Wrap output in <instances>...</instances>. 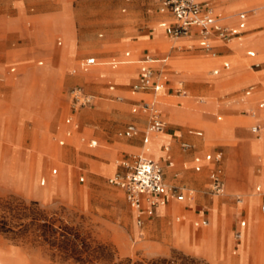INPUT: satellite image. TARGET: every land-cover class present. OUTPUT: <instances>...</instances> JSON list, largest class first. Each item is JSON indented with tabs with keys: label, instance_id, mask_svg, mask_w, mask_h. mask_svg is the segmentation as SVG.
Here are the masks:
<instances>
[{
	"label": "rangeland",
	"instance_id": "374dc122",
	"mask_svg": "<svg viewBox=\"0 0 264 264\" xmlns=\"http://www.w3.org/2000/svg\"><path fill=\"white\" fill-rule=\"evenodd\" d=\"M233 1H235L234 4L227 6L225 9L226 16L222 11V8L226 5L223 0H212L209 3L215 12L221 18H227L228 22H233L238 12L254 7L253 9L256 10L248 16L246 30L258 27L264 22V8H260L264 5L262 0ZM131 2L132 0L127 3H124L123 0H66L68 12L66 9H62V12L52 15L53 19L50 22L53 27L61 29V35L56 32L50 36L48 42L44 41L41 43L40 47L44 48V50L46 48L59 50L64 46V40H66L65 47L59 52L63 53L65 50V55L70 59L75 56L71 27L67 21L68 15L70 17L73 16L72 28L75 32V37L77 41L81 37L84 47L91 45L90 39L94 42L105 43L101 50L91 47L79 50L74 57L73 64L71 63L72 65L69 67H60L56 61L41 57L17 60L12 56L5 64H0V79H4L5 76L13 77L17 75L18 77L21 70L43 72L45 69H56L54 82L52 84L48 83L47 89L53 87L57 92L55 122L51 123V121L43 118L41 105H34V108H29L31 109L30 111H34V114L27 115V117L10 109L12 116L7 114L5 118L7 121L6 131L10 134V138L8 142L0 140V177L5 173L2 168L7 164L6 162L11 156V160L13 161L14 159L12 167L16 172L12 168L9 173H12L17 179L20 178L21 182L15 188L4 187L0 184V261L2 264H216L200 258L196 252L202 242L203 246L199 251L209 252V256L211 255L212 248L209 244L206 245V238L209 235L216 237L220 250L225 248L227 250L231 240L229 249L232 251L234 245L232 231L237 228L240 216L235 214L228 224V220L221 219L223 211L224 213L227 212L225 209L220 210V216H212L210 226L208 218V224L203 228L193 227V223L197 221L198 216H194L192 212L187 217L189 223L187 221L176 223V216L171 214L163 217L162 225L159 224V219H151L143 222L140 228L135 226L133 212L125 203L122 192L105 183L108 175L94 176L93 172L87 168L91 160L98 162V160H95L98 159L95 152L111 148L110 143L112 141L138 145L139 138L125 140L118 136L124 125L114 129L106 115L100 114L97 117L88 116L81 124L77 123L76 132L71 134L72 141L69 137L67 142L61 135L57 134L59 126H68L63 124L68 112L66 92L70 88L79 87L84 92L89 93L83 84L73 81L68 82L69 79L75 78L80 73L78 64L82 59L93 55L96 57V66L98 67H91L88 70L95 69L94 72L97 75H108L114 78L124 76L130 69L129 64L135 62L134 59L130 60L132 58L131 52H129L128 58L123 59V52L128 51L126 47L112 45L110 41L111 31L120 28L127 30L128 27L134 25L132 18L136 14L130 8ZM38 7L40 12L45 10L44 3H39ZM122 8H124L123 13L120 12ZM151 11L156 12V7ZM32 17L26 20L28 29L35 26V20L31 19ZM232 25L229 24L227 26L230 27ZM152 29L153 41L149 49L166 51L170 44L160 41L163 38L161 37V31L156 25ZM262 30H264V26L249 30L245 34ZM118 36V32L112 33V37ZM56 39L61 42L59 47L54 46ZM227 44H229L228 47L230 49L234 50V54L228 59L230 69L227 72H222L217 78H208V82L216 86L218 84L225 86L236 84L234 87L240 84L248 85L258 82L264 90V69L242 75L243 71L249 69V61L246 60L245 56L246 59L243 58L240 51H237V46L248 45L255 52V58L252 62L264 63V32L249 34L242 37L240 41L234 40ZM183 45H186V43L183 42ZM246 50L250 49L245 48L242 51L243 55ZM192 54L201 55L197 51H192ZM112 58L115 61L122 59L121 62L126 63L118 65L114 70H108L109 66L106 64ZM39 61L42 63L41 66L36 65ZM212 61L218 62L214 55L196 59L176 57L170 60V64L181 76L187 77L197 69L195 66L193 67L191 62L198 63L202 70H206L213 63ZM15 63L18 64L15 65ZM11 67L15 68V72L12 75L8 73V69ZM261 67H264V64L257 69ZM216 68L221 69V63ZM251 69L255 70L254 68ZM210 70L207 69V74H209ZM73 71L74 73H72ZM93 74V72L80 73L78 79L86 80L94 76ZM232 78L234 79L232 80ZM237 78L238 80H236ZM30 80L31 76L26 74L22 81L23 83H28ZM39 80L34 81L32 83L33 86L38 88L40 86ZM8 84L11 87L15 86V82L12 80ZM184 85L186 89L190 90V86L187 83ZM189 95L191 96L190 100L193 102L198 103L205 99L199 91H191ZM220 97L224 99L222 101L224 104L232 103L231 100L225 99V96L221 95ZM103 99L107 104H114L105 100V98ZM159 100L165 112L171 115L184 114L190 107L186 99L178 100L181 104L179 107L175 106V101H171L165 96L160 97ZM212 100L214 101V99ZM251 100L249 99L246 102ZM257 102L258 98L253 101V107ZM124 104L126 111L130 112L131 107L127 102H124ZM53 106V103H51L47 109V116L50 119H53L55 114ZM7 108L8 102L0 99V109L6 111ZM83 111L91 112L92 110H80V112ZM245 111L246 109L239 108L235 110L234 114L240 118V116H247L244 113ZM1 114L2 112L0 111ZM229 115L230 113L217 109L209 116V120L214 125L206 123L201 118L198 119V117L195 122L203 126L201 129L205 132V136L220 137L229 134V130L225 128L226 124H224V122L228 121ZM218 116L220 121H215V117ZM262 118H264V110L259 111L256 117L248 118L245 121L254 122ZM1 123L2 120L0 119ZM222 124L224 125L221 127L215 126ZM251 125L252 123H247L240 129H233L232 131L235 135L239 131L253 138L249 143V155L246 162H248L247 160H249L251 155L259 156L261 149L264 147V127L259 124L260 132L258 137L254 138L249 133ZM205 126L212 128V131ZM191 129L200 130L198 127H192ZM62 131L63 128H60L58 133L60 134ZM94 134H98L101 139L97 141L93 137ZM157 135L158 139L154 141L153 139ZM157 135L152 136V141L140 149L141 152H146L148 156L155 160H158V157L161 156L157 148L158 144L167 138L162 134ZM88 139L97 141L95 149L86 148ZM59 141H63L62 146L58 145ZM211 144L212 142L204 140L203 146ZM226 145L227 143L221 142L218 144L222 152L225 151ZM230 147L234 146L230 145ZM149 148L151 151L147 152L146 149ZM175 148L178 152H181L179 143H177ZM243 150L244 148L240 149L242 154L245 153ZM121 152L115 151L110 160L112 164H102L94 172L110 174L114 171H121L122 169L118 166L123 155ZM123 152L129 154L125 157L126 159L130 155H135L136 151L126 150ZM203 154L204 152L201 156ZM14 155L15 157H13ZM53 169L56 170L55 174L51 173ZM80 176H83V182L79 181ZM41 178H44L43 186H39ZM170 186H186L193 189L201 200L210 198L206 185L203 183L198 188L181 182L167 183V187ZM240 193L241 195L239 193L229 195L224 191L226 197L221 201V203L232 205V200H234L235 196L240 199L243 197L244 210L249 219L248 224L247 222L245 223L244 237L237 245L236 255L232 256H238V258H233L232 264H264V240H261L264 237V219H260L253 214L254 190L247 191L242 189ZM241 205H237L235 212L241 209ZM171 208L170 205L167 207L160 206L157 208V214L160 215L165 212L169 214L172 212ZM212 212H215V208L212 209ZM181 226H185L187 229L184 249L178 247L175 240L168 234V231L172 228ZM174 232L177 233V236L181 235L180 237L183 236L184 238L186 230L181 227L180 229H175Z\"/></svg>",
	"mask_w": 264,
	"mask_h": 264
},
{
	"label": "crops",
	"instance_id": "0c3cea01",
	"mask_svg": "<svg viewBox=\"0 0 264 264\" xmlns=\"http://www.w3.org/2000/svg\"><path fill=\"white\" fill-rule=\"evenodd\" d=\"M202 9L209 10L210 14L218 20L220 25L226 26L232 25L230 28L235 27L238 24L237 16L239 14H244V28L239 31V33L231 40H240L242 37L249 35V34H256L264 32L258 31L256 33H248L245 32L249 30H253L256 28H260L264 26V22L261 23L258 27L251 28L246 30V25L248 21V16L253 14L254 7L250 9L243 10L238 12L234 17L233 22H228L227 18H221L218 13L210 5V1L212 0H197ZM225 2V6L222 8L223 13H225V9L227 6L234 4L235 1L233 0H223ZM264 3V0H262ZM124 3L129 2L124 1ZM39 3H44L45 10L40 12L39 11ZM156 7V12L151 11L154 10ZM130 8H132L136 14L132 19L134 21V25L128 27L127 30L124 28L116 29L111 31L110 33V41L112 45L116 46H124L127 48L128 51L123 52V59L129 57V52L132 53V59H134V63L129 64L130 69L126 72L124 76L119 78H114L112 76H100L97 75L94 70L89 71L88 69L91 67H98L96 66V57L90 55L84 59H82L78 64V69L80 73H94V76L89 77L86 80L78 79V74L75 78L69 79L68 82L73 81L84 85V88L92 94L93 101L90 106L85 108L78 109L75 113L69 112V96L68 93L72 89L70 88L66 92V102L68 103V112L67 116L71 115V120H75V125L71 127L72 122L67 127L59 126L57 128V134L61 135L64 140L68 142L69 136L71 139V134L76 132L77 123H82L86 117L88 116H99L100 114L106 115V118L112 124L114 129L121 127L124 125L122 130L125 128L126 125H133L138 130L139 134L132 138H122L125 140H134L139 138L138 145H130L121 142H114L110 143L111 148L107 150H97L95 154L97 155L98 160L93 161L91 160L90 163L87 165V168L93 172L94 176L97 175H108L107 177L111 176L117 171L111 172L110 174H101L95 173L94 171L98 169L102 164H112L110 161L115 151H122L121 160L124 159L127 153L123 151H136L135 154H145L148 158H150L153 162H155L161 169L162 180L164 184L167 186V183L177 182L183 184H189L196 188H198L202 183L206 185V188L209 184V175L211 173L212 167L214 165L209 162H205L203 157L205 155H220V161L216 165L221 171V179L223 182V195L222 196H210V198L200 199L195 191L191 188L186 186H170L168 188H176L178 189L181 194L183 195V199L178 201L175 198L165 194L163 196L164 200V207L171 206L172 212L171 213H162L157 214V208H147V206H143V222L146 220L151 219H159V224L162 225L163 217L169 216L174 214L176 223L180 221H187L188 222V214L192 212L194 216H198L196 222L193 223V227L195 228H203L208 224L209 218V226L212 220V216H220V210L225 209L227 210L226 213H222V220H229L238 214L240 216V221L247 222L245 219L246 212L244 210V203L242 202V198L240 199L241 209L238 212H235V208L240 203H235L232 200V205L228 203H221L222 200L225 199L226 195H224V191L227 194L231 195L234 193H240L242 189L247 191L254 190L255 188L259 187L261 191H264V147L261 149V154L259 156H252L249 157L248 162H246L247 156L249 155V143L253 139L244 135L243 133L238 131V134H233V129H240L243 125L247 123H252L250 128L255 125H262L264 127V118L256 120L254 122L245 121L248 118L256 117V114L264 110V90L260 83L255 82L253 84L242 85L240 84L237 87H234L236 84H232L231 86L225 85H214L213 83L208 82V78L214 79L217 78L222 72L229 71V61L228 59L234 54V50L228 47L229 44H222L217 41L212 34H210L206 42L208 46L211 48L212 52L214 53V57L218 62L212 61L206 70H202L199 67L198 63H193V67L195 66L197 69L192 72L190 76L183 77L179 72H176L171 64L170 60L176 57H188V58H201V57H208L209 54L204 53L202 50L198 48V42L200 37L196 30H192L190 35L186 37H179V38H170L168 37L162 29L158 28V24L161 22L170 23L171 20L167 15L159 14L158 9V1L157 0H132L130 4ZM260 8H264L262 5ZM63 10H67L66 0H0V64H5L10 57H14L17 60H29L34 57H41L48 60L56 61L60 67H69L71 66L74 60V57L78 53L79 50L85 48H93L97 50H101L103 48V44L105 43H98L94 42L90 39L91 45L83 46V42L81 37L76 39L75 32L72 28V21L73 16H67L68 24L71 27V32L73 36L74 42V50L75 56L71 59L68 58L65 54L66 51L64 50L63 53L59 52L62 48L66 45V40H64V46L59 50H51L40 47L41 43L48 42L50 36L55 34L56 32L61 35L62 31L60 28L53 27L50 22L53 19L52 15L58 14ZM259 9V8H257ZM237 10V9H236ZM68 12V10H67ZM121 13L124 12V8L120 10ZM152 12V13H151ZM12 14V15H9ZM34 14V15H29ZM232 14V13H231ZM226 16V13L224 14ZM33 16V17H32ZM32 17L31 19L35 20V26L31 29H28L26 24L27 18ZM225 23V24H224ZM156 25L157 28L161 31V39L160 41L166 42V44H170L166 51H161L159 49L150 50L149 47L152 46L151 43L153 41V29L152 27ZM113 32H118V37H112ZM82 36V35H81ZM183 42L186 45H183ZM61 42L59 39L54 41V46L59 47ZM238 50L241 52V55L244 59L249 61V69L242 72V75L257 72L263 70L264 67L259 68L260 65L264 63L254 64L252 60L255 58V52L251 50L248 45L237 46ZM250 49L244 51V55L242 51L244 49ZM67 50V49H66ZM192 51H197L201 55H193ZM103 53V51H102ZM247 53H252V56H248ZM64 56H63V55ZM246 58H245V57ZM119 58V56H117ZM150 59L154 61V63L150 64L152 69L157 73L164 76L165 80H162V89L158 91L156 95L153 94L152 89L148 88L142 91H138L136 93H132L130 91V87L134 84L138 79V69L139 65L142 60ZM92 60V64L87 66L86 68H82V66L88 61ZM122 59L114 60L111 59L109 63L106 65L109 66L108 70H114L116 66L120 65ZM19 62V61H17ZM72 63V64H71ZM221 63V69H218V65ZM18 64V63H17ZM15 63V65H17ZM227 65V69L223 68V65ZM37 66H41L42 63L39 61L36 63ZM136 65V66H135ZM254 68L255 70H252ZM107 69V68H104ZM207 69H211L209 74H207ZM15 68L11 67L8 69L9 74H14ZM22 73V74H21ZM20 76H5L4 79H0V99H4L8 102L7 110H2L1 120L2 123L0 124V140L3 142H8L10 138V134L7 133L6 127V116L7 114L12 116L10 113V109L16 111L17 113H21L23 116L27 117V115L34 114V111H30L29 108H34V105L39 106L41 105L42 116L44 119L51 121V123L56 121V104H57V95L56 89L53 87H49L47 89V84H52L54 82V76L56 73V69H45L43 72H34L28 70H21ZM74 73V71L72 72ZM1 74V69H0ZM29 74L31 76V80L28 83H23L24 76ZM222 78V77H221ZM235 78V77H234ZM232 78V80L234 79ZM40 86L37 88L33 86V82L38 80ZM12 80L15 82V86H9V81ZM238 80V78L236 79ZM185 83H187L190 87L191 91H199L203 97L205 98L204 101L201 102H193L191 101V96L189 93L190 90L186 89ZM52 86V85H51ZM75 88V87H73ZM47 90V92H46ZM50 91V92H49ZM178 91L182 92L183 94H179ZM86 93V92H85ZM161 94V95H159ZM221 95L225 96V99L231 100V104H224L222 101ZM166 97L171 101H175V106L179 107L181 104L178 100H182L183 98L186 99L187 104L190 106L188 110L185 111L184 114H170L165 112L162 105L159 103L160 97ZM121 98V102L115 101V98ZM218 97V99H217ZM112 102L114 104H107L104 99ZM258 98V102L253 107V101ZM24 99V100H22ZM214 99V101L212 100ZM252 99L250 102H246L247 100ZM154 101L155 106L159 111V120L162 124V130L157 134H162L163 136L167 137L163 139L158 144V151L161 153V156L158 157V160H154L150 156L146 154V152H141L140 149L143 146L149 144L152 139L148 138V141L145 145H142L141 142V132L147 122V115L142 114L140 112L132 113L131 108L133 106L139 105L144 102ZM124 102L131 107L130 112L126 111ZM53 103L54 108V117L53 119L48 118L47 116V109L49 108L50 104ZM260 105V107H259ZM246 109L244 112L247 116H240L234 114L236 109ZM82 109H90L91 112H80ZM217 109H221V111L230 113L228 116V121L224 122L226 127L229 130L228 135H223L220 137H209L205 136V132L201 129L203 126L197 122L195 119L198 117L201 118L206 123H211L214 125L210 120L209 116L211 113L217 111ZM38 111V110H37ZM39 112V111H38ZM14 115V114H13ZM124 116V117H122ZM215 121H220V117H215ZM222 125H215V126H223ZM238 125V126H237ZM192 127H198L200 130H192ZM208 127V126H205ZM63 128V131L59 134L58 130ZM249 133L254 137L257 138L260 132V126L257 133L253 134ZM264 129V128H263ZM208 130L212 131V128L208 127ZM203 132V135H202ZM150 135L152 137L154 135ZM95 139L100 140L101 137L98 134H94L93 136ZM121 138V137H120ZM158 135L154 137V141H157ZM204 140L212 142L211 145L203 146ZM72 141V139H71ZM70 141V142H71ZM82 141V139H81ZM97 141L93 139H88L86 141V148L87 149H95L97 147ZM89 142H94L95 145L93 147H88ZM105 142V141H104ZM190 144H189V143ZM219 142L227 143L225 151L222 152L220 146H218ZM179 143V148L181 144H187L189 149L178 152L175 146ZM59 146L63 145V141L58 142ZM230 145L234 147H230ZM244 148L245 153H241L240 149ZM147 152H150V148L146 149ZM204 154L201 156V154ZM14 153V152H13ZM12 153V154H13ZM11 154V155H12ZM15 157V155L13 156ZM10 159L6 162L7 164L3 166L2 169L5 170L3 176L0 177V184L4 187H18L21 179L16 178L12 173H9V170L12 169L13 161ZM198 158L199 163L195 164L194 159ZM104 161V162H102ZM199 166V170L195 171V166ZM113 166V165H112ZM114 168V166H113ZM254 170V171H253ZM13 171L16 172L13 168ZM113 171V169H112ZM91 172V174H92ZM52 174L56 173V170H51ZM20 175V174H19ZM172 177H171V176ZM83 176L79 177V181L83 182ZM171 181V182H169ZM256 184V186H254ZM44 185V178L39 180V186ZM190 192V198H187V193ZM123 195V194H122ZM236 197V196H235ZM238 197V196H237ZM202 203V205H200ZM262 203V199L260 195L255 193V203L253 206L254 215L258 216L260 219H264V213L259 211V206ZM200 207V209H198ZM215 208V212H212V209ZM201 222H205V225H201ZM151 223V222H150ZM248 224V223H247ZM208 226V227H209ZM184 227L186 230L185 237H180L181 235L177 236V233L174 232L175 229H180ZM181 227H174L168 231V234L171 238L175 240V243L178 244V247L184 249L185 239L187 235V229L185 226ZM207 227V228H208ZM206 228V229H207ZM237 226L236 229L232 231V237L234 240V245L232 247V251L229 249L230 246L225 249L220 250V245L218 244L216 237L214 235H209L206 238V245H210L212 248V253L209 256V252H201L199 250L202 249L203 243L201 242L199 249L196 250L197 255L205 259L207 261H211L216 264L220 263H228L232 264V259L238 258L232 257L235 256L234 252L237 250V245L240 243V238L242 232L245 230ZM205 230V229H204ZM203 230V231H204ZM228 230V226H227ZM264 230V229H263ZM262 230V231H263ZM202 231V233H203ZM238 233L240 238L235 239L234 234ZM229 234V233H228ZM202 235V234H201ZM259 237V236H256ZM255 237V238H256ZM230 238V235H229ZM261 238V237H260ZM259 238V239H260ZM264 238V237H263ZM261 238L263 241L264 239ZM202 241V236H201Z\"/></svg>",
	"mask_w": 264,
	"mask_h": 264
},
{
	"label": "built area",
	"instance_id": "2783aa9c",
	"mask_svg": "<svg viewBox=\"0 0 264 264\" xmlns=\"http://www.w3.org/2000/svg\"><path fill=\"white\" fill-rule=\"evenodd\" d=\"M157 1L158 13L167 15L171 20L168 24L164 22L159 23L158 28L162 29L170 38L186 37L190 35L192 30H196L200 37L198 48L209 55H214L206 42L210 34L220 43L227 44L244 28V14H239L237 16L238 24L230 28L220 25L218 20L210 14L209 10L202 9L197 0ZM247 55L252 56V53H247ZM152 63H154V61L147 58L141 61L138 69V79L130 87L132 93L150 88L153 94L156 95L158 91L162 89V80H165V78L152 69L150 66ZM90 64H92V60H88L82 68H86ZM223 68L227 69V65L224 64ZM178 93L183 94L180 91H178ZM68 96L69 112L71 114L75 113L80 108L90 106L93 101L92 96L85 93L79 87L72 88ZM115 101L121 102V98L116 97ZM131 112H140L147 115V122L140 133L142 145H145L150 135L157 134L162 130V124L159 120V111L155 106V102L150 101L133 106ZM70 122L71 115L64 119L65 124H69ZM258 130V125L250 128V132L253 134L257 133ZM138 134L139 132L135 126L129 124L118 133V136L129 139ZM94 145V142H89L87 146L93 147ZM180 149L185 151L189 149V146L187 144H181ZM203 160L214 165L209 175V184L207 187L208 194H210V196H222L223 182L221 179V171L216 166L220 161V155H205ZM194 163L198 164L199 159H194ZM118 166L122 170L107 177L105 183L122 192L125 203L133 212L134 224L137 228H140L143 223L144 205L149 209L157 208L159 205L163 206V196L165 194H168L178 201L184 198L178 189L168 188L164 184L160 167L145 154L130 155L126 159L120 160ZM194 170L198 171L199 166H195ZM255 193L260 195L262 199L259 211L264 213V191L256 187ZM186 196L190 198V192H188ZM234 201L235 203H240L241 200L239 197H235ZM201 225H205V222H201ZM238 226L243 228L245 222L243 220L240 221ZM234 238L238 239L240 235L235 233Z\"/></svg>",
	"mask_w": 264,
	"mask_h": 264
},
{
	"label": "bare ground",
	"instance_id": "6f19581e",
	"mask_svg": "<svg viewBox=\"0 0 264 264\" xmlns=\"http://www.w3.org/2000/svg\"><path fill=\"white\" fill-rule=\"evenodd\" d=\"M241 40V39H240ZM240 40H236V41H240ZM234 41V40H233ZM255 56V55H254ZM124 63H126V62H122L121 64H124ZM254 64H258V63H254ZM117 67V66H116ZM116 67H115V69H116ZM159 95H161V94H159ZM183 99H185V98H183ZM159 103H161L160 102V100H159ZM74 126V120H73V122H72V125H71V127H73ZM70 137V136H69ZM150 139H151V137H149ZM150 143V142H149ZM148 145V144H147ZM147 145H145V146H147ZM152 158V157H151ZM155 160V159H154ZM244 201V199H243V197H242V202ZM238 205H241V203L240 204H238ZM161 205H159L158 207H160ZM157 207V208H158ZM162 207H164V206H162ZM245 219H246V221H247V223H248V221H249V219H248V217L247 216H245ZM246 230V229H245ZM245 230L242 232V235H241V238H240V241L243 239V237H244V234H245ZM236 252H237V250H236ZM236 252H234V255L236 254ZM0 264H2L1 263V261H0Z\"/></svg>",
	"mask_w": 264,
	"mask_h": 264
}]
</instances>
